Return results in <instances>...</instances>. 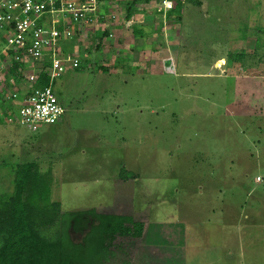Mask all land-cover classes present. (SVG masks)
Here are the masks:
<instances>
[{
	"label": "rangeland",
	"instance_id": "1",
	"mask_svg": "<svg viewBox=\"0 0 264 264\" xmlns=\"http://www.w3.org/2000/svg\"><path fill=\"white\" fill-rule=\"evenodd\" d=\"M198 1L150 30L174 71L161 58L147 79L67 69L54 85L60 120L37 130L17 122L8 99L36 84L37 66L2 57L0 202L14 191L17 165L33 162L62 212L93 208L145 222L142 238H116L100 264H264V0ZM125 3L97 6L78 57L116 53L120 33L129 46L130 27L108 35L125 26ZM149 6L136 2V21ZM122 167L135 175L119 177Z\"/></svg>",
	"mask_w": 264,
	"mask_h": 264
},
{
	"label": "trees",
	"instance_id": "2",
	"mask_svg": "<svg viewBox=\"0 0 264 264\" xmlns=\"http://www.w3.org/2000/svg\"><path fill=\"white\" fill-rule=\"evenodd\" d=\"M137 1L141 0L127 2V18ZM143 1L154 4L156 0ZM184 1L200 4L198 0H175L168 12L176 14L177 20ZM79 67L80 61L75 69ZM15 68L16 61L10 70L19 75ZM46 84L48 77L43 72L35 85ZM133 175L119 169V177ZM13 181V193L0 202V264H100L113 254L116 238L139 239L146 230L144 221L130 215L99 213L93 208L62 212L59 201L49 200L48 181L38 174L33 162L17 165ZM72 234L80 237L74 239Z\"/></svg>",
	"mask_w": 264,
	"mask_h": 264
},
{
	"label": "built area",
	"instance_id": "3",
	"mask_svg": "<svg viewBox=\"0 0 264 264\" xmlns=\"http://www.w3.org/2000/svg\"><path fill=\"white\" fill-rule=\"evenodd\" d=\"M105 1L112 0H0V63L11 52L16 57L22 53L23 62L37 66L33 70L36 81L43 72L48 77L44 86L9 93L8 99L18 105L16 120L20 125L36 130L60 120L63 107L55 96L54 84L67 69L79 65V58L66 53L62 42L74 41L71 38L79 36L82 26L92 21L97 6ZM174 1L156 0L154 7L165 17ZM166 60L170 72L173 60Z\"/></svg>",
	"mask_w": 264,
	"mask_h": 264
},
{
	"label": "crops",
	"instance_id": "4",
	"mask_svg": "<svg viewBox=\"0 0 264 264\" xmlns=\"http://www.w3.org/2000/svg\"><path fill=\"white\" fill-rule=\"evenodd\" d=\"M114 1H115V3L117 2V5H118L119 2L123 1V2L127 3L129 0H112L110 2L112 3ZM149 5H150L149 8L146 9V11H148V13H147V15L145 14V16L142 18V20L136 21L135 17H134L135 15L131 14L130 17H132L133 19L130 20V17L127 18V22L124 24L125 26L118 25V22H117L114 25L115 29H113L111 32L108 33L109 36L111 35L113 37V35H115V36L118 35V32L120 29H123V28L129 29V27H130L132 33L127 34V41L129 44V46L127 48H126L127 43H125V46H123L124 43L121 42V40H122L121 34L122 33H120V36H117L116 40L113 39V41H112L114 47L117 48L116 53L115 52H112V54L111 53H107V54L102 53L101 55L97 54L95 56L88 55V54H86V55L79 54L80 56L78 57V53L76 52L78 50V48H77L78 44L80 42L84 41L83 38L86 36L85 30L89 29L90 26L92 27L95 24L94 19H92V21H90L84 27L82 26L81 33L77 37V40L69 41L70 46L67 44L66 41L62 42V46H64V48L66 49V53H68V54L71 53V54H73L79 58V61H80L79 69H83L85 67H87V69H91V70H93L95 68H100L101 70L106 69L107 72L110 69H114V71L116 70V72H118L115 75H117V76L120 75L123 78L126 77V75L123 72V70L125 69L128 72V74L131 75L133 78H146L147 79L148 77H150V74H151V72H153V69H154L153 66L156 64V63L154 64V60L156 62L158 58H161L160 62H159V63H161V61H165L166 58L170 57V55L172 56L171 51L166 52V54H160L161 50L156 51L155 47L152 46V44L149 41V37L151 36L150 33H152V32H150V30L154 29L155 24H158L156 26H158L157 28L160 29L162 27L163 20H165L167 17H170L172 14L170 12H168V13H170L169 16L167 13L166 16L164 17L161 13H158V11H156V9H154L153 4H149ZM202 5H204V4H202L200 2L198 7L202 6ZM152 10H154L155 12ZM157 16L159 17V19L157 18ZM137 17H138V15H137ZM155 20L158 21V23ZM97 22H99V21H97ZM98 24L101 26V24H103V23L99 22ZM136 27H137V30L140 32L139 34H136ZM102 29L103 28H101L100 30H102ZM178 30H179V26H178ZM115 32H117V33H115ZM100 33H103V32H100ZM103 37H105V36H103ZM173 43H175L174 44V46H175V48H174L175 52L174 53L177 54L178 48H179L178 40H174ZM113 45H112V48H113ZM120 51H122V52L124 51V53H122V52L120 53ZM113 53H115V54H113ZM108 54H110V55L108 56ZM125 62H127V66H126ZM184 75H188V74L183 73L182 76H184ZM141 88H142V90H141L142 93H145L146 88H144V87H141ZM199 193H202V192H199ZM207 203L210 204V201H207ZM206 236L207 235H205L204 237H206ZM184 247L185 246H180V248L178 247L181 260H183L184 256H185V248ZM168 256H172V254L169 253Z\"/></svg>",
	"mask_w": 264,
	"mask_h": 264
},
{
	"label": "bare ground",
	"instance_id": "5",
	"mask_svg": "<svg viewBox=\"0 0 264 264\" xmlns=\"http://www.w3.org/2000/svg\"><path fill=\"white\" fill-rule=\"evenodd\" d=\"M32 130V129H31ZM37 130V129H36Z\"/></svg>",
	"mask_w": 264,
	"mask_h": 264
},
{
	"label": "clouds",
	"instance_id": "6",
	"mask_svg": "<svg viewBox=\"0 0 264 264\" xmlns=\"http://www.w3.org/2000/svg\"><path fill=\"white\" fill-rule=\"evenodd\" d=\"M56 83V82H55ZM55 85V84H54Z\"/></svg>",
	"mask_w": 264,
	"mask_h": 264
}]
</instances>
